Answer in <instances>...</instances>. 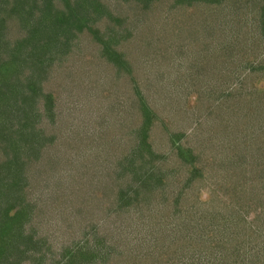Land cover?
<instances>
[{
    "label": "rangeland",
    "instance_id": "1",
    "mask_svg": "<svg viewBox=\"0 0 264 264\" xmlns=\"http://www.w3.org/2000/svg\"><path fill=\"white\" fill-rule=\"evenodd\" d=\"M101 1L122 19L121 24H117L113 30L102 21L94 25L105 42L108 45L111 43L107 49L112 52L111 59L102 55L103 45L88 31L79 33L75 31L76 35L70 40L69 50L62 53L61 49L54 48L55 50L51 52L56 56L53 66L49 68L43 80L39 81L41 77L36 79L41 85L35 83L34 88L37 92L29 95L24 104L31 116L35 117L43 112L50 114L52 104L54 122L62 126V137L51 139L48 143L46 141L47 145L41 149L39 159L32 163L35 172L40 167L43 178L30 175L32 183L25 189L27 198L37 208L36 218L33 220L35 233L31 237L36 242V247L40 248L41 244V250L46 254V259L41 264H62L66 259L65 251H76L82 245L84 250L91 253L100 250L101 264H174L175 261L179 263V260L175 259H179L178 256L181 255H185L180 258L182 264H189L194 262L193 259L199 254L203 256L200 259L201 264H222L225 252L227 254L232 244L237 241L235 230L224 218H219L216 223H222L215 224V232L209 233L205 229L208 224L207 221H203V215L194 214L190 220L195 227L183 231L186 234L185 240L188 241L187 249L175 248V243L183 239L182 236L173 237V234L167 237L169 246L168 243L162 244L161 237L166 236L163 233L169 234L171 227L178 228L184 218L186 207L193 206V199H188L192 194L190 191H193L190 190L191 186H195L194 192L198 194V202L194 204L193 210L206 212L213 208L211 198L213 193L209 189H197L194 183L185 188V192H188L186 201L185 199L183 202L176 201L173 194L170 196L169 191L173 192V185L179 190L187 176L186 174L184 179L179 181L177 174L172 171L174 155L170 134L189 133L193 126L191 125L193 113L198 104L203 98L207 103L211 102L208 100H211L220 88L227 90L225 92L235 86H241L243 90L251 89L256 86L257 77H261L257 85H264V38L259 39L261 48L255 55L246 51L245 44L240 42L241 37L234 41L236 42L233 45L236 46L234 50L226 48L227 39L231 37L225 34L226 30L224 31V27L221 26L226 8L213 6L210 0ZM239 1L238 5H242ZM245 5L249 10L251 4ZM240 10L242 11V6ZM8 24L11 33L6 38L9 43H13L19 37L18 31L21 32L20 35L23 31L21 28L17 29L16 19ZM236 34L241 35L239 31ZM3 46L0 44V56L4 50ZM63 54L65 57L62 60ZM260 60L262 61L259 67L251 71L249 66L257 64ZM245 64L247 68H244ZM22 76L26 81L28 76ZM89 80H93L96 89L86 87ZM206 91L209 92L207 96L203 95ZM199 92L200 100L197 98ZM137 96L141 97L142 103L152 116L150 139L156 151L167 157L163 168L171 170L165 177L169 181V191L163 192L158 198L155 197L151 209L153 217L145 209L137 208L130 209L128 213L123 211L124 208L113 209L116 212H110L111 215L108 216V212L104 211L109 205V199L110 204L115 203V207L118 202L116 199L125 191L124 179L115 187V183L106 175V172L111 175L116 163L115 157L109 153L94 157L95 146H92L90 155L83 156L82 153H77L78 144L85 151L84 141L74 142L72 135L78 130L79 125L90 126L91 132H95L96 135L101 126L99 122L103 118L105 107L115 103H118L116 111L120 115L118 118L123 120L126 115L123 110L126 109L132 113V122L139 125L142 115L139 113L140 108L134 105ZM251 106L253 109L247 111L249 116L243 118L250 121L249 126L254 125L251 118L259 109L255 103ZM227 110L223 112L225 115ZM24 114L18 115L21 117L19 120L24 119ZM261 116L262 113L259 112L254 118ZM226 117L231 123L235 120V115ZM238 120L239 118H236V122ZM247 122L244 121V125ZM247 130L250 129L247 127ZM81 132L86 130L82 128ZM188 135L189 140L194 136L192 133ZM98 139L100 144L108 141ZM39 142L36 141L34 149L37 146L41 147V143L38 145ZM109 151L110 148L106 152ZM257 157L260 160L263 154ZM48 160L55 162L49 163ZM50 164L56 168L55 174L48 177L49 170L46 166L48 168ZM258 167V170L262 167L264 170V161ZM259 173L262 175L261 171ZM90 175H94L92 178L95 179L96 187L93 189L89 186ZM241 175L242 173H238L236 178ZM248 176L249 174H245L240 181L244 182ZM34 185L37 186L36 190L33 189L36 187ZM105 186L107 190L104 189ZM111 186L115 188L112 189ZM44 188L52 196H57L58 203L51 201L49 206L41 211L39 206L42 207V201L40 205L36 204L34 198L36 191L44 199L48 193ZM184 196L185 194L183 198ZM63 216L68 220H63ZM251 217L252 215L248 216L247 220ZM96 229L97 234L94 233ZM259 236L264 237V232ZM245 238L244 235L241 239ZM242 250L243 247H240L239 251ZM250 256L251 251L247 250L245 257ZM107 257L105 263L103 260ZM254 260L257 264L254 258L252 263ZM227 261L230 263L232 260ZM40 262L41 260L35 261L31 257L23 264ZM233 264H238V260L234 259Z\"/></svg>",
    "mask_w": 264,
    "mask_h": 264
},
{
    "label": "trees",
    "instance_id": "2",
    "mask_svg": "<svg viewBox=\"0 0 264 264\" xmlns=\"http://www.w3.org/2000/svg\"><path fill=\"white\" fill-rule=\"evenodd\" d=\"M237 1L239 0H210V4L226 8L221 22L224 31L226 30L225 34L231 36L227 39L226 48L234 50L236 48L233 46L236 44L234 41L241 37L240 42L245 44L246 51L255 55L261 48L259 39L264 38V0H258L257 3L252 0H240L242 3L240 1L239 3L242 5H238ZM246 3L251 4L249 10ZM117 14L101 0H0V44L4 45L0 56V264H23L31 257L35 261L41 260V264L46 259V254L41 250L40 240L43 242L42 239L39 237V248L36 247V242L32 238L35 233L33 220L36 218L37 208L27 198L25 189L32 183L30 175L43 178L40 167L35 172L32 163L39 159L41 149L47 145L46 141L48 143L51 139L62 137V126L54 122L55 114L52 104L50 114L43 112L35 117L27 111L24 105L25 100L29 95L37 92L34 88L35 83L41 85L36 82V79L41 77L39 81L43 80L49 68L53 66L56 56L51 52L56 48L61 49L62 53L69 50L70 40L75 37L76 32L88 31L103 45L102 55L111 59L112 52L107 50L111 43L108 45L105 42L94 25L102 21L113 30L122 21ZM14 19L17 21V29L21 28L23 35H20L21 32L18 31L19 37L13 43H9L6 38L11 33L8 22ZM226 26L231 28L227 29ZM238 31L241 34L239 36L236 34ZM64 57L63 54L62 60ZM261 61L251 64L249 69L252 71L259 67ZM247 67L245 64L244 68ZM22 75H29L26 81ZM260 78L257 77L256 88L243 90L241 86H235L228 92L220 88L219 92L208 100L211 102L207 103L203 98L193 113L191 124L193 126L189 133L170 134V140L173 143L172 152L175 157H173L172 171L177 174L179 181L187 174L179 190L175 189L176 185H173V192L168 190L169 181L165 178L171 170L163 168L167 157L156 151L150 139L152 116L146 105L142 103L140 96H137L134 101V105L140 108L139 113L142 115L139 125L132 122V113L126 109L123 110L126 114L123 120L118 118L117 116H120L116 113L118 103H115L105 107L103 118L99 122L101 126L96 135L95 132H91L90 126H77L78 130L73 132L72 138L74 142L84 141L85 151L78 144L76 152L82 153L83 156L90 155L92 146H95L94 157L103 153L111 154L115 157L116 163L111 175L107 172L106 175L112 183H115V187L121 184L122 179L125 180V191L116 199L117 206L114 207L115 203L110 204L109 199V205L104 213L108 212L110 216V212H116L113 209L123 210L124 208L123 211L128 213L130 209L137 208L145 209L153 217L151 209L155 197L158 198L163 192L169 191L170 196L173 194L174 198L176 197V201L183 202L184 199L186 201L188 192H185V188L194 183L197 189L205 188L213 193L211 197L213 208L206 212L193 210L194 204L198 202V194L194 192L195 186H191L190 190L193 191L189 190L192 194L188 199H193L194 204L186 207L184 218L182 217L178 228L171 227L169 231L167 229L169 226L164 227L169 234L163 233L166 236L161 237L162 244L168 243L169 246L167 237L173 234V237L174 235L182 236L183 239L175 243V248L187 249L188 241L185 240L186 234L183 231L195 227L190 219L192 215L199 213L200 216L203 215V221H207L208 225L205 229L209 233L215 232V224L222 223L216 222L219 218H224L237 234V241L232 244L227 254L225 252L222 264H233L234 259L238 260V264H251L253 258L257 260V264H264V237L259 236L264 232V170L263 167L258 170V165L264 161V85H257L261 81ZM93 83V80H89L86 82V87L96 89ZM200 92L197 96L199 100ZM208 94L207 91L203 92L205 96ZM254 103L259 109L251 118L254 125L249 126L250 121L243 118L249 116L247 111L253 109L251 105ZM226 110L225 115L223 112ZM259 112L262 113L261 118H254ZM20 113H25L24 119L19 120ZM230 115H235L234 125L227 120L226 116ZM236 118H239L237 122ZM244 121H249L247 126L244 125ZM247 127L250 130H247ZM82 128L86 132H81ZM191 133L194 136L189 140L188 134ZM96 137L101 141L106 139L108 141L100 144ZM36 141H40L38 145L41 143V147L37 146L34 149ZM108 148L110 151L106 152ZM262 154L263 158L259 160L257 156ZM55 168L52 164L48 168L46 166L49 170L48 177L55 174ZM238 173L242 175L236 178ZM245 174H249L248 178L244 182L240 181ZM92 176L94 175H90L89 186L93 189L96 186ZM259 178L262 179L259 180ZM78 179L81 180L80 177ZM36 188L37 186L33 187L35 190ZM106 188L105 186L104 189ZM47 192L42 199L39 192L35 191L34 202L39 205L41 201L43 203L42 207L39 206L41 211L45 210L51 201L58 203L56 194L53 193L56 196L54 197L49 191ZM40 193L43 192L40 191ZM183 194H185L184 198ZM250 215H252L251 219L247 220ZM62 219L68 220L64 216ZM97 229L94 232L96 234ZM244 235L246 238L242 240ZM240 247H243L242 251H239ZM83 248L84 245L76 251H65L66 259L62 264H101L100 250L97 253H91ZM94 249L97 250V247ZM247 250L251 251V256L248 258L245 257ZM183 256L185 255L178 256L179 259L175 260H179V263L175 261L174 264H182L183 261L180 258L182 259ZM202 257L199 254L195 259L192 258L194 262L189 264H194L196 261H199L197 264H201ZM107 259L108 257L103 261L106 263ZM227 260L232 261L229 263ZM252 264H255V260Z\"/></svg>",
    "mask_w": 264,
    "mask_h": 264
}]
</instances>
